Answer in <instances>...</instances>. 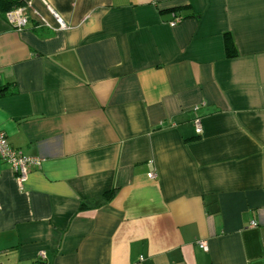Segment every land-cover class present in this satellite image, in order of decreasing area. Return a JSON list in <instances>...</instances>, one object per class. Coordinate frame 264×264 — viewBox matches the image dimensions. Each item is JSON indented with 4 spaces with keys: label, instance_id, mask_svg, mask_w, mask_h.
I'll return each instance as SVG.
<instances>
[{
    "label": "crops",
    "instance_id": "0c3cea01",
    "mask_svg": "<svg viewBox=\"0 0 264 264\" xmlns=\"http://www.w3.org/2000/svg\"><path fill=\"white\" fill-rule=\"evenodd\" d=\"M0 130V264H264V0H0Z\"/></svg>",
    "mask_w": 264,
    "mask_h": 264
},
{
    "label": "built area",
    "instance_id": "2783aa9c",
    "mask_svg": "<svg viewBox=\"0 0 264 264\" xmlns=\"http://www.w3.org/2000/svg\"><path fill=\"white\" fill-rule=\"evenodd\" d=\"M5 17L9 24L18 29L22 28L27 22V17L23 13V7L20 5L8 10L5 13ZM178 21L179 18H174V20L169 22V24L170 26H174ZM60 23L63 24L62 21H60ZM196 109L197 106H195L194 110ZM193 122L195 126V132L198 134L201 133L202 128L199 117H194ZM0 160L6 162L9 165L10 169L14 173L20 189H23L28 177L29 169L33 166H37L40 163L39 157L26 156L20 150L10 146L6 135L2 130H0ZM148 176L151 178L153 174L150 173ZM255 225V222H251V226ZM198 244L202 249L207 250V246L204 242H198ZM36 261L37 264H47L46 254L43 250L38 252Z\"/></svg>",
    "mask_w": 264,
    "mask_h": 264
},
{
    "label": "trees",
    "instance_id": "16d2710c",
    "mask_svg": "<svg viewBox=\"0 0 264 264\" xmlns=\"http://www.w3.org/2000/svg\"><path fill=\"white\" fill-rule=\"evenodd\" d=\"M8 2H11V1H8ZM8 4H11V3H8ZM226 42L229 43V38H228V36H226ZM82 208H84V205L82 206Z\"/></svg>",
    "mask_w": 264,
    "mask_h": 264
}]
</instances>
